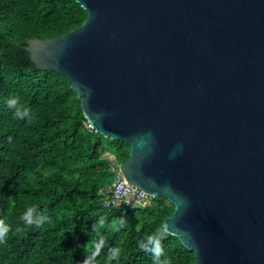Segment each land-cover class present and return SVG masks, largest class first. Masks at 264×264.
Returning a JSON list of instances; mask_svg holds the SVG:
<instances>
[{
  "label": "water",
  "instance_id": "95a60500",
  "mask_svg": "<svg viewBox=\"0 0 264 264\" xmlns=\"http://www.w3.org/2000/svg\"><path fill=\"white\" fill-rule=\"evenodd\" d=\"M86 19L24 46L66 77L117 173L173 212L194 264H264V0H72Z\"/></svg>",
  "mask_w": 264,
  "mask_h": 264
},
{
  "label": "trees",
  "instance_id": "16d2710c",
  "mask_svg": "<svg viewBox=\"0 0 264 264\" xmlns=\"http://www.w3.org/2000/svg\"><path fill=\"white\" fill-rule=\"evenodd\" d=\"M86 17L72 0H0V221L9 229L0 264H153L137 242L173 212L164 198L134 209L103 207L98 191L113 179L103 155L121 164L129 147L91 130L70 81L36 69L24 50L28 40L62 36ZM11 97L30 118H14ZM29 208L41 226L20 219ZM161 244V260L194 264L175 237ZM116 248L118 258L109 260Z\"/></svg>",
  "mask_w": 264,
  "mask_h": 264
},
{
  "label": "clouds",
  "instance_id": "9594fccd",
  "mask_svg": "<svg viewBox=\"0 0 264 264\" xmlns=\"http://www.w3.org/2000/svg\"><path fill=\"white\" fill-rule=\"evenodd\" d=\"M6 103H7V107L9 109L13 110L14 118L21 119V120L26 119V118H30L29 110L19 103L18 98L11 97L7 100ZM35 211H36L35 208H29L20 217V219L24 222V224L26 226H31V225L35 224L36 226L39 227L44 223V221H42V220L33 218ZM2 224H3V222L0 221V243L5 242L7 232L9 231V229L6 227H3ZM168 232H169V230L166 227L161 228V229L157 230V232H155L154 234L144 237L142 242L141 241L137 242L138 247L141 250L150 251L152 253L153 264H170V261L167 258L161 260V257L164 254L161 241L167 237ZM110 253H111V255L109 256V260H111L113 258H118L119 249L118 248H116L115 250L110 249ZM84 264H87L86 260H85Z\"/></svg>",
  "mask_w": 264,
  "mask_h": 264
},
{
  "label": "built area",
  "instance_id": "2783aa9c",
  "mask_svg": "<svg viewBox=\"0 0 264 264\" xmlns=\"http://www.w3.org/2000/svg\"><path fill=\"white\" fill-rule=\"evenodd\" d=\"M110 169L113 174L112 181L98 191L103 207L107 210L120 208L134 209L150 205L149 197L144 192L129 185L124 178L117 173L119 164L113 156Z\"/></svg>",
  "mask_w": 264,
  "mask_h": 264
},
{
  "label": "rangeland",
  "instance_id": "374dc122",
  "mask_svg": "<svg viewBox=\"0 0 264 264\" xmlns=\"http://www.w3.org/2000/svg\"><path fill=\"white\" fill-rule=\"evenodd\" d=\"M110 156H113V155H111L110 153H106L105 155H103V158L108 159V161L111 162L112 158H110ZM110 162H109V163H110ZM110 165H111V164H110Z\"/></svg>",
  "mask_w": 264,
  "mask_h": 264
}]
</instances>
